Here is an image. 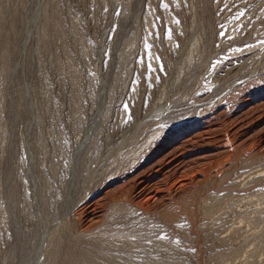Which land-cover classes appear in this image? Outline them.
Listing matches in <instances>:
<instances>
[{
	"label": "rangeland",
	"instance_id": "rangeland-1",
	"mask_svg": "<svg viewBox=\"0 0 264 264\" xmlns=\"http://www.w3.org/2000/svg\"><path fill=\"white\" fill-rule=\"evenodd\" d=\"M0 264H264V0H0Z\"/></svg>",
	"mask_w": 264,
	"mask_h": 264
},
{
	"label": "bare ground",
	"instance_id": "bare-ground-1",
	"mask_svg": "<svg viewBox=\"0 0 264 264\" xmlns=\"http://www.w3.org/2000/svg\"><path fill=\"white\" fill-rule=\"evenodd\" d=\"M138 178V177H137ZM184 178V177H183ZM183 180V179H182ZM139 183H143L142 181L141 182H139ZM149 186V185H148ZM159 188V187H158ZM157 190V189H156ZM160 190V189H159ZM147 191V190H146ZM154 192H156V191H154ZM158 192V191H157ZM150 193L151 192H149V195H150ZM155 193H153V195H150L148 198H150V199H152V198H154L155 197V195H154ZM95 210V209H94ZM93 217V216H92Z\"/></svg>",
	"mask_w": 264,
	"mask_h": 264
}]
</instances>
